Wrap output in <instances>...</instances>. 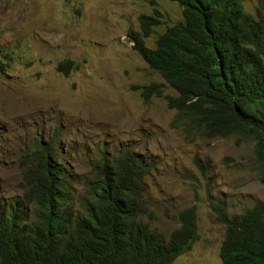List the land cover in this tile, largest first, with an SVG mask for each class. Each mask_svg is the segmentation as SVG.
Segmentation results:
<instances>
[{
  "label": "rangeland",
  "instance_id": "obj_1",
  "mask_svg": "<svg viewBox=\"0 0 264 264\" xmlns=\"http://www.w3.org/2000/svg\"><path fill=\"white\" fill-rule=\"evenodd\" d=\"M242 2L255 13L258 0ZM141 14L161 18L147 38L153 47L182 8L172 0H0V204L22 200L23 158L41 140L53 138L70 174V212L102 152L129 149L150 164L152 225L169 235L183 209H197L200 236L172 264H223L226 225L213 204L240 214L264 202L254 143L188 139L171 125L176 110L164 96L142 97L153 82L175 91L133 47L129 31L140 29ZM63 60L73 61L67 73Z\"/></svg>",
  "mask_w": 264,
  "mask_h": 264
},
{
  "label": "trees",
  "instance_id": "obj_2",
  "mask_svg": "<svg viewBox=\"0 0 264 264\" xmlns=\"http://www.w3.org/2000/svg\"><path fill=\"white\" fill-rule=\"evenodd\" d=\"M172 1L182 19L153 47L147 38L159 15L141 14L140 29L129 31L134 49L175 91L153 82L141 87L142 97L164 96L176 110L171 125L188 139L252 141L264 184V0L255 13L242 0ZM72 63L59 67L67 73ZM53 142L41 140L23 158L22 200L0 204V264H172L198 240L195 206L178 214L169 235L146 219L153 214L144 200L150 164L125 148L102 152L77 196L79 210L70 212L71 178ZM213 209L226 225L223 264H264V202L240 214L223 202Z\"/></svg>",
  "mask_w": 264,
  "mask_h": 264
},
{
  "label": "clouds",
  "instance_id": "obj_3",
  "mask_svg": "<svg viewBox=\"0 0 264 264\" xmlns=\"http://www.w3.org/2000/svg\"><path fill=\"white\" fill-rule=\"evenodd\" d=\"M146 15H155V14H146ZM63 61H68V60H63ZM63 61H62V62H63ZM71 61H72V60H71ZM72 62H73V61H72ZM68 66H70V65H68Z\"/></svg>",
  "mask_w": 264,
  "mask_h": 264
}]
</instances>
